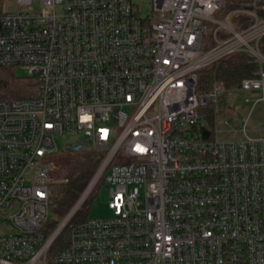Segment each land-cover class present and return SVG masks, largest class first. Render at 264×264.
Returning a JSON list of instances; mask_svg holds the SVG:
<instances>
[{
  "label": "built area",
  "instance_id": "1",
  "mask_svg": "<svg viewBox=\"0 0 264 264\" xmlns=\"http://www.w3.org/2000/svg\"><path fill=\"white\" fill-rule=\"evenodd\" d=\"M150 4L0 0V70L38 83L0 100V264H264V138L218 140L229 89L198 88L247 53L258 68L233 89L264 102V0ZM85 152L101 164L51 227L53 163ZM101 183L110 215L79 217Z\"/></svg>",
  "mask_w": 264,
  "mask_h": 264
},
{
  "label": "trees",
  "instance_id": "2",
  "mask_svg": "<svg viewBox=\"0 0 264 264\" xmlns=\"http://www.w3.org/2000/svg\"><path fill=\"white\" fill-rule=\"evenodd\" d=\"M241 1L228 0V6H238ZM257 68L258 65L252 61L249 54L231 55L200 70L198 88L200 91L210 90L217 81L224 82L228 89L238 87L241 81L251 77ZM0 71V100L28 98L38 93V83L34 78L17 76L13 67ZM60 156H64L68 161L63 165L62 178L57 181L54 179L50 185V205L53 213L51 227H56L80 198L98 170L103 152L64 153L58 157Z\"/></svg>",
  "mask_w": 264,
  "mask_h": 264
},
{
  "label": "rangeland",
  "instance_id": "3",
  "mask_svg": "<svg viewBox=\"0 0 264 264\" xmlns=\"http://www.w3.org/2000/svg\"><path fill=\"white\" fill-rule=\"evenodd\" d=\"M140 8V15L146 17L151 13V0H135ZM8 5V4H7ZM1 72V71H0ZM15 73L20 77H28L26 69L15 68ZM260 91H244L229 89L221 102V111L214 120H210L215 137L218 140H234L238 138H264V102H255L261 98ZM245 130V132H244ZM53 167L54 179L62 178L63 165L68 159L64 156L55 159ZM109 185L100 184L95 193L82 207L79 217L88 215L91 218H101L110 215L108 209ZM51 219L53 216L51 215ZM6 229V225L0 223V233Z\"/></svg>",
  "mask_w": 264,
  "mask_h": 264
}]
</instances>
